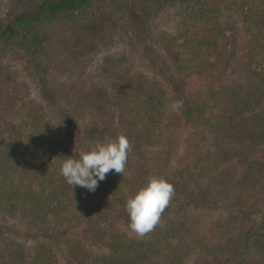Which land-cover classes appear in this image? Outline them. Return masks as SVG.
I'll list each match as a JSON object with an SVG mask.
<instances>
[{
  "label": "trees",
  "instance_id": "1",
  "mask_svg": "<svg viewBox=\"0 0 264 264\" xmlns=\"http://www.w3.org/2000/svg\"><path fill=\"white\" fill-rule=\"evenodd\" d=\"M169 10L174 27L156 31ZM113 34L126 49L91 83L57 80L76 73L74 48ZM120 135L124 175L72 189L60 161ZM151 177L174 195L140 237L125 203ZM0 264H264V0H0Z\"/></svg>",
  "mask_w": 264,
  "mask_h": 264
},
{
  "label": "clouds",
  "instance_id": "2",
  "mask_svg": "<svg viewBox=\"0 0 264 264\" xmlns=\"http://www.w3.org/2000/svg\"><path fill=\"white\" fill-rule=\"evenodd\" d=\"M131 145L126 136L97 143L76 156H65L60 161V174L68 185L94 192L109 172L125 173ZM54 162V161H53ZM174 195V186L166 178L151 177L125 203L129 228L137 236L151 232Z\"/></svg>",
  "mask_w": 264,
  "mask_h": 264
},
{
  "label": "rangeland",
  "instance_id": "3",
  "mask_svg": "<svg viewBox=\"0 0 264 264\" xmlns=\"http://www.w3.org/2000/svg\"><path fill=\"white\" fill-rule=\"evenodd\" d=\"M103 21H104V18L102 17V19H98L97 23L93 25H90V26L81 25L82 27L80 28V30H78L79 31L78 33H80V35L84 34L85 37L87 38L91 35L90 29L94 31L96 29L95 27L97 28L103 27V24H104ZM175 22H176L175 13L173 10H169L165 12L163 15H161L159 18H157L155 22L153 23V26L155 27L156 31L166 32V31L171 30L174 27ZM121 26H122L121 29H127L129 34H131L132 36L136 35L135 28L127 24L126 21H124V24H122ZM71 31H72L71 25H68L67 27L65 25H59L55 27L53 35L56 38H62L63 36L65 37L69 36L71 34ZM122 37L123 36L113 34L112 38L110 39L107 38L108 40L100 42V46L98 47L97 51L93 50L94 48L93 44H91L89 47L85 46L86 48L85 47H81L79 49L74 48V52L79 60V63L75 62L76 66L74 65L76 69V73L72 72L73 73L72 74L68 72L55 70L54 72L56 74H63V77H60L61 75H58L57 80H61V82H65V81L68 82L70 81L69 77L74 76V78H76L77 76H79L82 81L85 80V85L91 83L93 75H94L95 64L98 61H100L103 58V56H107L109 54H115L119 51L126 49V38L127 37H125L124 39ZM229 42H230L229 50L231 52V58L227 64V67L225 68L223 72V75L224 77L228 79H233L236 77V60L238 57V49L242 43L241 34L239 32L234 31L232 34H230ZM84 49L86 50L85 54L81 52ZM66 57L67 56L64 54L60 55V59H65ZM4 62L8 63L10 67L14 69H16V67H19L20 65L18 62L11 61L9 59H6ZM74 66H73V63H71L70 61L65 65V67L71 71L74 68ZM135 70L147 72L148 70L147 63L144 60L142 61V60L137 59L135 61ZM25 81L29 84L31 96L38 97V93L36 92L34 83L28 79H26Z\"/></svg>",
  "mask_w": 264,
  "mask_h": 264
}]
</instances>
